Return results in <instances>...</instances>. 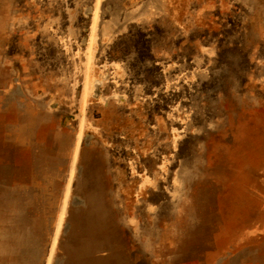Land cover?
<instances>
[{"label":"rangeland","instance_id":"374dc122","mask_svg":"<svg viewBox=\"0 0 264 264\" xmlns=\"http://www.w3.org/2000/svg\"><path fill=\"white\" fill-rule=\"evenodd\" d=\"M0 264H264V0H0Z\"/></svg>","mask_w":264,"mask_h":264},{"label":"bare ground","instance_id":"6f19581e","mask_svg":"<svg viewBox=\"0 0 264 264\" xmlns=\"http://www.w3.org/2000/svg\"><path fill=\"white\" fill-rule=\"evenodd\" d=\"M63 216V215H62ZM61 221V220H60ZM55 239V238H54Z\"/></svg>","mask_w":264,"mask_h":264}]
</instances>
